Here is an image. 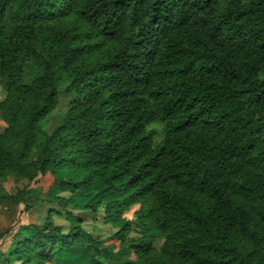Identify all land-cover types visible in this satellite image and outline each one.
<instances>
[{
	"label": "trees",
	"instance_id": "16d2710c",
	"mask_svg": "<svg viewBox=\"0 0 264 264\" xmlns=\"http://www.w3.org/2000/svg\"><path fill=\"white\" fill-rule=\"evenodd\" d=\"M69 11L77 23H58ZM0 77L22 154L70 96L37 169L72 166L56 179L120 237L159 230V250L148 235L130 243L134 264H255L256 250L264 264V0H0ZM22 154L0 146L31 178ZM51 241L77 237L38 229L10 257L43 264ZM85 251L104 264L96 240Z\"/></svg>",
	"mask_w": 264,
	"mask_h": 264
},
{
	"label": "rangeland",
	"instance_id": "374dc122",
	"mask_svg": "<svg viewBox=\"0 0 264 264\" xmlns=\"http://www.w3.org/2000/svg\"><path fill=\"white\" fill-rule=\"evenodd\" d=\"M75 18L74 12L69 11L56 20L68 25H72L73 21L74 25L77 23ZM6 82L0 77V146L16 157L17 154H22L19 140L9 141L7 136L15 124L12 118L18 115V107H8L9 93ZM57 96L58 102L52 110L39 118V129L43 132L41 141L37 139L38 145H29L20 158L22 166L29 173L37 172L30 178L20 172L16 165L14 169L6 168L3 165L5 159L0 155V264H22L21 260L12 259L10 253L38 229L49 230L52 234H74L77 237V242L68 247L54 248V242L51 241L47 245V256L43 264H91L85 257V247L95 240L107 250L104 264L137 263L138 257L130 243L145 239L148 235L151 237V247L159 250L163 242L159 230L133 225L120 237L118 227L111 222H105L101 211L93 212L85 208L90 195L81 194L78 190L64 189L60 180L56 179V176L69 173L73 169L72 166L58 168L55 174L47 167V163L42 169H37L42 162L45 138L51 135L63 111L68 103H71L70 96L66 94L60 92ZM150 127L151 125L146 128ZM137 208L138 204H134L120 216L122 219H131ZM66 211L77 217L78 221L73 223L71 218L66 216ZM233 239L238 241V246L244 250L259 249L258 243L248 240L240 231L234 232ZM256 251L250 256L255 258V264H259V250ZM30 264H36V261H31Z\"/></svg>",
	"mask_w": 264,
	"mask_h": 264
}]
</instances>
